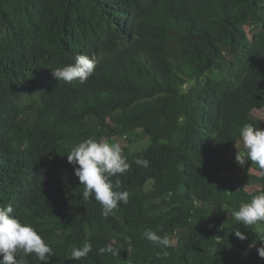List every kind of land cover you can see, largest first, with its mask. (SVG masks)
I'll use <instances>...</instances> for the list:
<instances>
[{
    "label": "trees",
    "instance_id": "obj_1",
    "mask_svg": "<svg viewBox=\"0 0 264 264\" xmlns=\"http://www.w3.org/2000/svg\"><path fill=\"white\" fill-rule=\"evenodd\" d=\"M130 5L145 19L131 40L140 61L121 89L102 94L91 77L69 84L53 76L75 62L76 50L98 44L90 52L98 51L113 40ZM109 70L121 81L119 68ZM175 71L191 81L187 91L178 89ZM208 72L215 76L203 81ZM34 94L36 110L17 120ZM46 107L71 126L73 143L63 128L52 136L43 129ZM263 107L264 0H0V203L38 231L53 264H264L257 251L264 224L245 226L233 216L264 192V170L236 161L242 127L264 128L253 114ZM22 123L46 134L42 153L23 149L30 146L20 140ZM140 130L150 144L133 152ZM88 137L115 138L130 165L116 176L128 202L108 217L93 197L83 200L78 165L67 159ZM149 230L171 246L148 241ZM86 243L93 251L71 259ZM109 243L117 255L97 252ZM17 258L38 264L34 254Z\"/></svg>",
    "mask_w": 264,
    "mask_h": 264
},
{
    "label": "clouds",
    "instance_id": "obj_2",
    "mask_svg": "<svg viewBox=\"0 0 264 264\" xmlns=\"http://www.w3.org/2000/svg\"><path fill=\"white\" fill-rule=\"evenodd\" d=\"M141 19H145V17L141 15L136 5H130L127 9L124 8L119 18V31L112 36L113 40L100 41L103 43L98 46V51L90 52L92 46L95 47L98 44L88 45L86 50H76L74 52L75 62L51 70L53 76L59 81L69 84L73 82L84 84L91 77L102 88V94L105 91L103 87L108 88L106 90L118 91L122 88L120 85L126 82L130 67L132 68L137 64V61H140V52L137 51L139 47H135L131 40L132 34L136 32V27ZM102 45L106 47V50H101L100 46ZM99 68L101 71L97 75ZM109 68L120 69L121 81L113 78ZM175 74L177 75L178 89L187 91L191 86V81L188 80V77L183 76L181 71H175ZM160 96L166 98L164 93L157 91L155 97ZM38 104L39 95L34 94L29 99L26 96L22 101V108L18 107L15 112L19 116L17 120L26 117L34 109L36 110ZM255 110L257 109L253 110V114ZM38 122L51 136L57 129L63 128L67 133L64 134L67 139L66 142L73 143L75 136L70 133L71 126L49 108H45ZM45 135L31 125L22 123L20 140L30 146H23V149L29 150L31 153H42L49 140ZM240 137L243 141V149H240L236 156L237 163L244 165L251 161V164H255L259 169L264 170V128H256L251 124L244 125L240 131ZM143 138L150 141V137L146 136L145 131H136L132 137V142H130L133 152L144 150V148L140 150L133 148L134 143L142 141ZM234 148L231 147L225 152L226 158L230 157ZM67 159L69 163L78 165L75 167V175L83 185V200L88 201L93 197L101 205L102 216L108 217L112 214L120 202L125 204L128 202L129 194L127 191L120 190L121 184L116 176L127 172L130 165L120 143L116 142L115 138L102 137L96 139L88 137L72 148L67 154ZM135 163L143 167L149 166V161L144 158H137ZM12 213V206L4 207L0 203V256H2L0 264H23V261L17 258L18 253L21 252L24 256L34 254L38 258V264H53L55 260L52 258L54 253L51 246L44 241L33 226L22 223L19 216L17 214L14 216ZM233 216L236 221L245 226L264 224V192L252 196L249 202L242 203L239 209L233 212ZM235 235L241 240L247 239L246 234L242 231H235ZM144 237L153 244L165 248L171 246L168 236L161 237L154 231H146ZM92 251V244L86 243L82 248L73 249L71 259L74 261L81 260ZM257 251L260 258L264 259V246L258 248ZM97 252L101 255L106 252L112 255L118 254V250L111 243L99 247Z\"/></svg>",
    "mask_w": 264,
    "mask_h": 264
},
{
    "label": "rangeland",
    "instance_id": "obj_3",
    "mask_svg": "<svg viewBox=\"0 0 264 264\" xmlns=\"http://www.w3.org/2000/svg\"><path fill=\"white\" fill-rule=\"evenodd\" d=\"M209 76H213L214 77L215 74H213L212 72H208L206 75L203 76V81H205ZM254 114L257 117H259L261 119H264V108L263 109H257V110H255L254 111ZM148 144H150V141L147 138H143L142 141L135 142L134 145H133V148L135 150H140V149H143V148L147 147ZM223 175L224 176H229L230 174H229V172L227 170V171L224 172ZM151 186H152V183H150L148 185V188H151ZM179 240H180L179 238L178 239L176 237L173 238V242L174 243L178 242Z\"/></svg>",
    "mask_w": 264,
    "mask_h": 264
}]
</instances>
